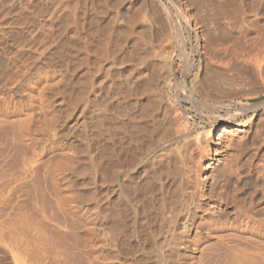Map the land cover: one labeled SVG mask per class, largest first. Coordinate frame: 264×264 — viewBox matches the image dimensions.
Instances as JSON below:
<instances>
[{
	"label": "bare ground",
	"instance_id": "bare-ground-1",
	"mask_svg": "<svg viewBox=\"0 0 264 264\" xmlns=\"http://www.w3.org/2000/svg\"><path fill=\"white\" fill-rule=\"evenodd\" d=\"M99 3H100V1H99ZM103 4L104 5H102L100 3V8H102L103 6L106 5V3H103ZM71 6L74 7V10H75V7H76L75 4H72ZM106 8H108V6H106ZM106 8H104L105 10L103 9V11H105L104 14L106 13V11L109 12V9L106 10ZM68 10L70 12V8H68ZM74 10L72 8V11H74ZM76 10H78V9H76ZM74 12H77V11H74ZM96 14H97L96 16H98V13H96ZM121 14H123V11ZM66 15H67V13L65 14V16ZM72 15H74V17H75V14H73V13L71 15H67L69 18L71 17L70 22L68 21L69 25L73 24L77 20V16H79V14L78 15L76 14L77 16L75 19L74 17H72ZM148 15H149V13H148ZM96 16H95V18H96L95 20L97 21V19H99V18H97ZM120 16H122V15H120ZM107 17H108V15H107ZM149 17L147 16V18H149ZM151 17H153V16H151ZM113 18H114V16H113ZM144 18H146V16L143 17V19ZM128 20L129 19H127V22H130L131 20H133L132 21L133 24L131 23L132 25H130V23H129L130 26L128 25L127 27H125L124 31H123V29H121L123 31V33H121L122 31L120 32L121 34L119 33L120 34L119 38H118V40L120 42L119 45L126 46V45H128L127 43L130 42L132 44V47H133V49H131V51L134 50L133 52H135L132 54H135L136 56L138 55V58H139V60H137L138 58L136 59V61L139 62L137 65V62L134 61L135 58L133 60L131 56L128 57V58H130L129 60L134 61V64L136 62L135 65H137V66H134L133 62L131 61L133 66H134L133 69L138 68L141 65V68H139L138 73H134L136 76L135 75L132 76L133 73L130 71L132 73L131 75L129 73L130 77L133 78L134 76L135 77L138 76L137 78L143 77V79H144L143 75L146 73L145 70H147V71L150 70L151 73L148 71L149 73H146V74L147 75L150 74V76L152 74L154 76L157 75L158 78H160V79L157 80L155 77L154 78L158 82L160 81L159 85L157 84L159 87H161V88L163 87V89H165V87L161 86V85L172 87L170 76L169 75L165 76L166 74L162 75V72H164V69L166 70L168 63H170L172 60L174 61L173 54L171 52L173 49L172 47L176 44H173V42L170 43L168 41L170 44L166 43V45H164L158 52H156V50H155L154 51L155 55H154L153 54L154 52L152 53V50H149L150 48L147 47V45H146L147 40L145 39V37H143V38H144V41L146 40L145 45L148 49H146V47L145 48L142 47L145 45L144 44L142 45V43H141L142 38L141 37H142V34L145 33V31L147 30V27L144 24H140V22L136 21L134 18H132L130 21H128ZM89 21L90 20H87L86 22H89ZM98 21L100 22V20H98ZM116 21L117 20H115L114 22H116ZM68 22H67V24H68ZM117 22H116V24H117ZM138 22L140 24L139 27H137V25H136V24H138ZM76 23H79V21L75 22V26H76ZM80 23L77 26V28L82 24V23L81 24ZM96 23L97 22H95V24ZM84 24H86V23H84ZM91 24L89 23L88 26L92 27L93 25H91ZM97 25L100 26V24H97ZM102 25H101V27H99V26L98 27L100 29L101 28L106 29V26L103 27ZM168 25H170V24H168ZM75 26L71 25V27H74L76 30L77 28ZM124 26H126V25H124ZM86 27H87V25H86ZM91 27H90V30H91ZM168 27H170V26H168ZM68 28L70 29V27H68ZM99 28H98V30H99ZM78 29H80V28H78ZM78 29H77V31H78ZM137 29H138V31H137ZM166 29H168V28H166ZM104 30H102L101 32L103 33ZM171 30H172V28H171ZM77 31H74L75 33H71V34H73V35L75 34V36H76V33H79L80 30H79V32H77ZM107 31H108V29H106V32ZM98 32L100 33V31H98ZM86 33H87V30H86ZM90 33L95 34L96 32L95 31L92 32V30H91ZM107 33H103V37L106 38V40L109 38V37H106V35L109 34V33L108 34ZM136 33H138V36H141V37L139 38L138 36H135ZM80 35H81V33L79 34V36L77 34L78 37L77 36L76 37L79 38L82 36V35L81 36ZM97 36L100 37V35H96V37ZM111 36H112V34H111ZM143 36H144V34H143ZM70 37H73V36H70ZM74 37H73V39H74ZM83 37H82L83 42L86 40L85 43H82L80 38H79L80 41H78L75 38L72 41V43L69 41V43H71V46L68 44L70 49L67 46L68 52L71 51L72 55H77V56L80 55L79 56L80 58L75 56V57H77V59H76V58H74V56L72 57V55L69 54L70 52L68 53L69 55H71L70 56L71 60L73 58L75 60H77V61L73 60L76 62V64L74 66V63H73V67L71 68V70L74 71V74L76 72L79 73L80 71L83 70L82 72H80L81 76L79 75L80 73L77 74L78 76L81 77V78L79 77L81 80L80 85L76 84L77 83L76 81L78 80L77 75H76L77 80L74 79V82H75L74 86L77 85V88L79 89V90L77 89V91H76V88H75V91L77 92V96L74 97L75 94L74 95L72 94L74 97L72 99L71 93L72 92L75 93V91L70 92V90H67V92H70V93H67L66 95H68V94L71 95V99H69L70 97L68 96L69 101L70 100L74 101V102L70 101L71 107H72V105H76V103H77V105H79L77 102L78 99L81 100V104L83 101L82 106H84V103L87 101V100L86 101H84V100L89 98V96L85 97V95H87L86 94V89H87L86 87H88V89H90V86H87V85L91 84L92 80L90 81V83L88 82V80L93 78V75L96 72H98L97 70H95L96 72L93 70L96 68L98 69V67L94 68L95 66H93V67L91 66V65H94V62L92 64L91 63L92 61H91L90 62L91 64H87V63H89L88 60L92 59V54H95L94 53L95 51L93 49L96 48L95 50H97L99 48L100 51L103 52V47H104V49H106V51H104V53L108 52L107 54L110 55L109 54L110 48H108L109 49V51H108L107 48L105 47L106 45H108L109 42L107 44H106V41L102 42L103 38H101V39L99 38L100 40L97 41V38L95 37L96 38L95 43L97 41V42H99V44L93 43L96 45V46L94 45L95 46L94 47L91 44L93 42L92 39H90L92 41L90 43L89 42L90 40L87 41L88 37L87 38L84 37L85 39ZM167 37H168V35H167ZM172 38H170V39L167 38V39L172 41L173 40ZM70 39H68V40H70ZM113 39H115V38H113ZM77 41L80 43H78ZM103 41H104V39H103ZM113 41H115L114 42L115 44H113V43L112 44L110 43V44L113 46L117 45L116 40H113ZM86 42L92 46L89 45V47H88V44H86ZM110 42H112V41H110ZM176 43H177V41H176ZM104 44H106V45L104 46ZM113 46H111V47L113 48ZM179 46H180L179 47L180 48L179 57H182V51H184L185 49L183 48L182 44H180V43H179ZM91 47H93V49ZM116 47H118V46H116ZM152 47H154V46H152ZM86 48L88 50L91 49L94 52H92L91 50H90V52H88V50ZM86 50L88 53H90V54H88L89 57L91 56L89 59H87L88 57L86 56V54H87L85 52ZM97 51H99V50H97ZM148 51H151V52H148ZM84 52H85V54H84L85 56L83 55ZM100 53L101 52H99V56L102 54V53L101 54ZM117 53L118 52H116V54ZM96 54H97L96 56L98 58V53H96ZM81 55L83 57H81ZM93 56L95 57V55H93ZM103 56H105V57H103ZM103 56L102 55L100 56V57H103L102 60L104 58L105 59L107 58V55L103 54ZM125 56H126V54H125ZM70 57H69V61H71ZM100 57L98 59L99 61H100ZM109 58H111V57H109ZM112 58L114 60L118 61L117 60L118 57L115 59L114 56H112ZM124 58L125 57H123V61H124ZM86 59L88 62L86 61ZM93 59H94V61L97 60L96 58H93ZM113 59L112 60L110 59V61L113 62ZM119 59L121 60V58H119ZM107 60H108V58H107ZM107 60H103L102 62H104V61L106 62ZM99 61H98V64L97 63L95 64L96 66L102 65V64L99 65V63H102ZM110 61L108 60V62H110ZM126 61L127 60H125V62ZM112 62H111V65H112V67H114ZM67 63H68V60H67ZM67 63H65V64H67ZM118 63H119V65H118ZM118 63H116V64L114 63V65H118V66L122 65L121 62H118ZM187 63L189 65V67L193 66V64L191 65V63H192L191 58L187 59ZM129 64H131V63H129ZM171 64H172V62H171ZM85 65L86 66L90 65L92 67V69H91L92 71L89 70L90 69L89 66L87 68H85L86 71L88 69V71H87L88 73L86 71H84ZM104 65L102 67L106 68L107 66L104 67ZM107 65H108V63H107ZM111 65H109L108 68H110ZM127 65H128V63H127ZM69 66L71 67L72 65L70 64ZM130 66H132V65H130ZM105 70L106 69H104V70L101 69L102 74L107 73V72H105ZM122 70L123 69L120 66L119 72L123 73L124 71H122ZM127 70L129 71L128 68H127ZM167 70H171V69L167 68ZM260 70H262V69H260ZM260 70H259V72H260ZM39 71H41V70H39ZM67 71H69V70H67ZM89 71H91V72H89ZM109 71H110V69H108V72ZM133 71H135V70H133ZM92 72H95V73L92 75ZM186 72H188V71H186ZM67 73H69V72H67ZM100 73L101 72L99 71L98 74H100ZM165 73H167V72H165ZM38 74H39V76L36 79L33 78V80L30 76H28L31 80H29L28 83L27 82L25 83V84H27L26 88H24L25 94H22L20 92L22 95H24V96L26 95V98L28 99L27 101H29V104H27V101H26L28 108H27V110L26 109L25 110L27 112H25L24 109H22L24 112L21 110V108H20L21 104L9 103L8 97L7 98L1 97V99H0V181L2 182V183L1 182L0 183H1V186L3 185L0 188H2L4 190L6 189L5 192H7V190H8L9 193H12L14 188L16 189L20 185H21L20 187H22L25 183L29 182L31 179L36 177L37 168L39 167V165L41 163L46 166L45 167L46 169L47 168L50 169L52 166L53 167L52 170H50L48 172H50V174H53V179H55L54 178V176H55L59 180H62L64 182V180H65L64 178L67 175L65 176L64 175L65 173L63 174L61 169H63V166L66 164L67 161H70V160L75 158V155L73 156L74 158L70 156V158H72V159L68 160L66 155L71 153V152L73 153V151L68 152L70 150L67 149V154H66V149L64 148L65 146L62 148V146H60V144L57 147H59V148L61 147L63 151H60L61 157H60L59 152H58L59 157L57 156V150L55 149V146L58 145V137L60 135H62V133H64L65 127L60 128L58 126L57 128H54L53 127L54 125L52 126V124H55V123H53L54 119L52 120V118L55 117V115L53 113L54 110L51 111V109L47 107V105H46L47 102L44 99L45 88L47 86H50L53 83H55L56 78L53 75L52 76L49 75V73H47L46 70L45 71L43 70L42 72H39ZM74 74H73V76H74ZM90 74L92 77L90 76ZM127 74H126V77L128 76V78H129V75H127ZM71 75L69 74L70 78H72ZM110 75H111V73H110ZM147 75H145V78H148L149 75L148 76ZM94 76L96 79V76H98L97 73ZM104 76L105 75H102L103 78H105L108 75L106 74V76L105 77ZM117 76H119V75H117ZM88 77H90V78H88ZM111 77L112 76H110V78ZM120 77L121 76H119V78H118V82L120 81L119 80ZM74 78H76V77H74ZM103 78H101L102 82H100L101 80L99 79L100 80L99 82L102 83L101 86H100V83L98 81H96V82H98L96 84H95V81L94 82L92 81L91 86H92L93 90H94L93 84L102 87L103 82L106 80L107 84H105V85H108V82L106 79L108 77H106L104 79V81H103ZM121 78H123V77H121ZM128 78H126V79L130 80ZM134 78H133V80L135 81L136 79H134ZM151 78L153 81H155V83H158V82H156L155 79H153L152 76H151ZM181 78H182L181 79L182 83H181V81H180V83L183 85V89L185 88L184 90L186 91V93L188 92L192 96L193 92H191L192 89L190 90V87L188 88V84L186 82V76H183ZM126 79H124V80L126 81ZM197 79L198 78H196V82L193 85L194 90L199 91L201 89L204 92L203 94H205L204 96L209 98L210 92L208 90H206V88L203 89L201 83H199L197 81ZM108 80H110L111 83L113 82V81H111L112 79H108ZM144 80L145 81L141 82V84H143V86L142 85L139 86L140 88L142 86V89L139 88L142 92L138 93L139 90H137L136 93H138V94L134 93L136 96L139 94L146 95V97L150 96L151 92L153 91L154 85H156V84H154L152 87V84L154 83L153 81H152L153 83L151 82L152 83L151 84L150 83L151 80L150 81L148 80L149 83H147L148 81L146 82L147 79H144ZM126 82H128V81H126ZM137 82L140 83L139 80H137ZM78 83H79V80H78ZM139 83H138V85H139ZM69 84L68 85L66 84V85L69 86ZM71 84L73 85V82ZM119 84H121V82ZM134 84H135V86L133 87ZM72 85H71V87H72ZM129 85H132V84H129ZM133 85H132L133 88L131 87V89L134 90V88L135 89L138 88V85H136V81H135V83H133ZM54 86H55V84H54ZM78 86H80V88ZM136 86H137V88H136ZM22 87H24V86H22ZM100 87H99V90L103 88V87L102 88H100ZM124 87L126 88L127 91L124 90V88H122V85H118L117 91H115L116 92L115 93V95H116V97H115L116 98V101H115L116 106L114 108H115V110L116 109L117 110L113 113L114 114L116 112L117 113H116L115 119L112 115L110 116V118L113 117V119L116 121V123H114L113 127L115 126L116 131H114V132H116L117 134H115V133H113V134H115V136L117 135V137H116L117 139L113 142L118 141L117 143H115L117 145V147L111 149L109 146L108 147L109 150H112V151L114 150V152L109 153V150H108V154L105 153L104 155H102L103 156L102 159L100 157H98L99 159L98 158L96 159V157H95L96 160L101 159L100 163H98L99 161H96L97 164H100V165H98L99 167H97V164L95 165L96 162L93 161V158H91L90 155H89V157L92 159L93 162L90 161L91 159L89 157L86 156L87 158H85V159H90L89 161L86 160L87 165L85 164L86 167L84 170H86V168L89 164L90 168L89 167L87 168V171L89 169V171H88V177H89L88 179L89 180L86 179L87 177H85V180L89 181L88 183L91 184V187L95 183H98V182H96V178L92 176L93 174L91 175L92 171L94 170V169H91V166H92L91 164L94 163L93 166L97 167V168H95L96 173L98 175L100 174L102 176L101 185H100V182H99V184H97V185H100V188H98L96 186V184L94 185L99 189L98 193L97 194L93 193L94 191L93 192L90 191L92 189H90L89 187H87V188L85 187V189H84V186H89V185L83 183L84 184V185L82 184L83 188L82 189L80 188L82 190V192L80 194H75L74 193L75 190L73 189L74 191H72V187H71L73 185V183L75 182V180H74V182L72 180V184H71V182H69L71 180L70 179L71 177L68 175L70 178L68 176L66 178L70 179L68 182L71 185H67L64 188L62 187V189H60V186H58L59 188L56 187V190L54 189L55 191H58L57 193L60 194V196L58 195L59 198H57L56 201L54 202V203H56L55 206L57 207L58 212H59L58 216L55 215L57 217V219H55L56 218L55 216H52V219H51L52 222L49 221V219H47V216H46L47 214H49V213H47L48 210H47V212L41 213L43 215L42 217H44V215L46 217V218L44 217L43 219H47V220H45V222L49 221L52 224L53 221L55 220L54 225L56 228L53 227L54 226L53 224H52L53 225L52 228H55L56 230L55 231L52 230V231L48 232V230H50V227L48 225H44L45 227L43 226V230H40L41 226L37 222L38 225L37 224L35 225V226H37L35 229H37L39 226V230H37V232L35 230H33L38 234V235L36 234L37 237L35 236L36 239L33 237H29L30 239L32 238L31 241L33 239H35L32 241L33 246H34L33 247L34 252H32V254H34V258H32L33 256L30 255L31 254L30 250L32 248H30V250H28L29 248L26 249L29 254L25 253L23 256L22 255L20 256V254H19L20 252L17 251L15 248V246H18L17 244L21 243L22 240L23 241L27 240L26 238L30 235L29 233H28L29 235H27L26 238L25 237L23 238V236H21V233H20V236H19L20 239L18 238L20 241L18 240L19 243L17 241V243H15L16 244L15 245L14 243H12V242H14V240H13L14 238L12 239L13 241L10 242L14 233H12V232L8 233L9 230H7V233L9 235L12 234V237H11V236L7 235L6 229H5V232L3 230V232L6 233V235L8 237H5V234L0 232V235H1V233L4 234V236H3L4 239L0 238V264H28V263H30L29 262L30 259H34V261H35V263L32 262V264L33 263L34 264H142V262L139 263V261H137L138 259L136 258L137 256L135 254H137L139 256L140 255L144 256V258H147L144 261H147L149 259L152 261L153 264H264V173L261 174L262 172L261 173L260 172L259 173H256V172L251 173L250 172L249 175L247 173V176L246 175L244 176V172H243V165L244 164H242V166H237V165L235 166V165H233V163H232V165L230 163L229 166H227L228 165L227 164L226 165L227 167H225L219 171L218 170L216 171V175H214V177H216L215 178L216 181L212 184V186L210 185L211 186V188H210L211 192L216 196L210 195V194H212L211 192L209 194L210 196H207L208 192L205 190V188H207L208 186L206 187V184H205L206 182L204 183V181L201 178V174H200L201 171H199L201 168L200 169L198 168V167H200V164L202 166V163L199 164L198 162L200 161L199 159L202 160V153L203 152H204L203 153L204 155H205V152L209 153L210 149L208 147L209 144L207 145V143H208V140H210L209 138H210V135H212L211 134L212 129H214V128H212L211 130L206 129L207 131L204 130L205 134L203 133V135H200V136H202L201 138H200V136H198L199 138L197 137L196 139L192 138L193 135L190 136L191 138H189L188 136H189L190 130L192 131V128L188 127L187 126L188 124L187 125L185 124L189 128V131L188 132L182 131V127H179L180 126L179 121L181 118L179 119V118L175 117L176 114L175 113H174L175 115L172 114L174 110L170 111V109H169V112L165 111L166 112V113H164V114H166L165 118L162 117L165 119L164 126L162 123L163 119L161 120V124H159L160 120L158 123V125H162L164 127V128L162 126L160 127V129H162V128L164 129V132H163V129L161 132L159 131L162 135L161 138L159 137L160 141L157 143L155 142L156 143L155 144L154 141L152 140V138L154 139V136H151L152 141L147 139V140H149L148 143L152 144V143H150V141H151L155 145H153V144L149 145V146L146 145V147H149L146 150H144V148H143L144 145H143L141 147V148H143V150L141 149L143 152L141 150H137V152L141 151V152H138V154H137V152H136L137 147H135V144L138 146V144L140 142V140H139L140 137L138 138V137L133 136V128L138 125V123L135 122V119H139V120L141 119L143 121V119L145 118L144 119L145 123L146 124L149 123V121L148 122L146 121V117L144 114L148 115L154 108H155L154 111H158L160 109V105H162V104L164 106L162 105L161 107H166V104H168V102L170 100L168 102L166 101L167 102L166 103L164 101V100H166L165 97L162 98V96L164 94L161 96V98L158 97L159 100H157V101L156 100L154 101L150 98L147 99V102L143 100L144 102L148 103L145 105H144V102L140 100L141 102H143L144 109L146 111H148V114L145 111L146 113L145 112L142 113L144 115V118H143V115H142V118H140L141 116L138 115L139 116L138 117L134 112L133 116H134V114L137 116L136 118H134V117H132V114H130V112L132 110H136L137 109L136 105L137 104L140 105L141 102H139V101L137 102V100H136V102L135 101L131 102L130 100H127V98L130 96V94H131V96L128 99L132 100L133 98H131V97H133L134 94L131 93V91L129 89L130 86L128 88L129 90L127 89L126 83H125ZM67 88H69V87H67ZM109 88L107 86V90H109ZM161 88H159V89L161 90ZM176 88H178V87H176ZM22 89H21V91H22ZM159 89L156 88L155 90L159 91ZM163 89L161 90V92L166 91ZM99 90H95L94 92H92V94L93 93L95 94V92L98 93ZM104 90H106V88ZM110 90H112V89H110ZM171 90H172V88H171ZM62 91H58L57 93L59 94V92L61 93ZM64 92H62V93H64ZM88 92H89V90L87 91V93ZM106 92L107 91H105V93ZM49 93H51V92H49ZM53 93H55V92L53 91ZM113 93H114V91H113ZM113 93H112V95H113ZM166 93L167 92H165V94ZM174 93L175 92H173L172 97L177 96ZM107 94L110 95L109 92H107ZM55 95H57V94H55ZM60 95H62V94H60ZM95 95L98 98L101 97V96L100 97L98 96L99 94L98 95L95 94ZM101 95L105 96V94H101ZM109 95H107V97ZM173 95H175V96H173ZM190 95H189V97H190ZM96 96L94 99H97ZM104 96L102 98H104ZM136 96H135V98H136ZM140 96L141 95H139L137 97L139 98ZM4 97H6V96L4 95ZM146 97H145V99H146ZM45 98H47V97H45ZM21 99H23V98H21ZM90 99H92V97ZM44 100H45V102H44ZM175 100L177 101V98H175ZM192 100H193V98H192ZM89 101L91 102V100H89ZM93 101L95 102L96 100H92V102ZM98 101L99 102H97V101L96 102L100 103L101 105H103L105 103L104 102L102 104L101 100H98ZM14 102H15V100H14ZM94 102H93V104H94ZM23 103H24V101H23ZM44 103L46 106H44ZM91 103H88V104L90 105ZM133 103H135V104H133ZM169 103H172V102H169ZM234 103H236V102H234ZM14 104H16V105H14ZM93 104H91V106ZM218 104L219 103L213 102V103H204L203 105L206 106L207 109L211 110V112H213V115H214L216 113V108L219 107V105H222V104H219V105ZM241 104H242V102H241ZM12 105H14V106H12ZM85 105H87V104L85 103ZM95 105H96L95 109H97L98 108L97 104H95ZM139 105H138V108H139ZM146 105H148V106H146ZM243 105H242L243 107L241 108V110L240 111L238 110L240 113L237 116H235V115L230 113L231 111L229 109V106H227V105L225 106V104H224L225 108H227V113H225V114L219 113L218 115H216V117L218 119L215 120V123L223 122V123H225V126L228 125L229 127L248 125V122L246 120H244L243 117H244L245 113L247 112V110H250V108H251L250 106H252V105L251 104H249L250 106L245 105V104H243ZM263 105H264V102L258 103L256 106H254V105L253 106L258 109L259 106H263ZM67 106H68V104L65 106L66 110H67V108L69 111L72 110L71 113H69V111L67 110V112H68L67 115L74 114V112L76 110L75 107L71 108L70 106H68V107ZM112 106H113V104H112ZM143 106L141 108H143ZM145 106H146V108H145ZM169 106L171 107L170 104H169ZM169 106H168V108H170ZM23 107H25V105ZM85 107L86 106H84L83 108L85 109ZM90 107H89V109H90ZM93 108H94V105H93ZM105 108L106 107H104V109ZM141 108H139V109H141ZM147 108H149V109H147ZM222 108H224V107H222ZM161 109H163V111H164V108H161ZM165 109H167V108H165ZM91 110L93 111L94 109H90L89 113H91ZM111 110H114V109L112 108ZM149 110H151V111L149 112ZM34 111H39V112L43 113V116H45V117H42V116L40 117V115H42L41 113H38L39 114L38 116L36 113L33 114ZM85 111H83V112H85ZM154 111H152V112H154ZM81 113H82V110L78 114L81 115ZM97 113H99V112H97ZM101 113L103 114L104 112H101ZM111 113H112V111H111ZM137 113L139 114L140 112L138 111ZM155 113H157V112H155ZM84 114H86V112L83 113V115ZM102 114L100 115V113H99L98 115H100L101 117L102 116L104 117L105 113H104V115H102ZM158 114H159V112H158ZM158 114H157V116H158ZM164 114L162 113L161 116H163ZM34 115L37 116L39 121H40V118H43L41 120L42 122H39L36 119L40 124V126H39L37 123L38 127L41 129L40 132H35L37 127H34V129L36 128L35 130H33L34 133L32 132L33 128H30V122H32L34 120V118H33V117H35ZM79 115L77 116V118L79 117ZM89 115H87V116H89ZM94 115H95V113H94ZM98 115L97 116L95 115V118H99L100 116H98ZM172 115H174V117ZM85 116L86 115H84V117ZM149 116L152 118L151 114ZM149 116L147 119H149ZM69 117L70 116H68L67 119H69ZM74 117H75V115H74ZM81 117H83V116H81ZM89 117L91 118V115ZM125 117L127 119H125ZM83 118H82V120L86 121ZM102 118H101L102 121L100 120L101 123L104 120L106 121V119H108V118H106L103 120ZM159 118H160V115H159ZM50 119L52 122H49ZM73 119H75V118H73ZM86 119L89 121L88 117ZM95 120H97V119H95ZM141 120H140V122H141ZM70 122H71V120H70ZM72 122H73V120H72ZM156 122H154L155 123V125L153 124L154 126H156ZM75 123H77V122L75 121ZM97 123H98V120H97ZM73 124H74V122H73ZM81 124H80V126H81ZM98 124H97V126H98ZM181 124H182V122H181ZM37 125H35V126H37ZM105 125L107 127L108 123H106ZM150 125H151V122L149 123L147 128H146L145 124L141 125V126H144L145 129L147 130ZM153 125L150 126L151 129L153 128L152 132L156 130V129H154L155 127ZM110 126H112V125H110ZM139 126H137L136 128H138ZM176 127H178V128H176ZM39 128H38V130H39ZM110 128H112V127H110ZM151 129L149 128V130H151ZM224 129H226V128L224 127ZM113 130H114V128H113ZM139 130H140V127H139ZM149 130H147V131H149ZM158 130H159V128H157V131ZM71 131H72V129H71ZM141 131L144 132L145 131L144 128H143V130L142 129L140 130V133H141ZM69 132H70V130H69ZM74 132H75V130H74ZM162 132H163V134H162ZM86 133H84V134H86ZM109 134L111 135V133H109ZM109 134H108V136L110 137ZM149 134L153 135L151 133V131H149ZM197 134H199V133L197 132ZM197 134H196V136H197ZM103 135H105V133ZM143 135H140V136H143ZM97 136H98V134H97ZM158 136H160V135H158ZM158 136H157V139H155V140H158ZM106 138H107V136H106ZM134 138H136V141L137 140L139 141V142L137 141L138 144L134 142L135 141ZM147 138H148V136H147ZM211 138H212V136H211ZM25 139H27V142H29L28 144L31 143L33 146H35L34 147L35 149L38 147L40 149V151L37 150L38 153L35 151L37 154L34 153V155H32L33 153H31V152L34 150L31 149L32 150L31 151L30 150L31 147H29L28 150L31 151V152L30 151L29 152L31 153L30 155H32V156H30L28 158H26L27 157L26 156L25 159L23 160V162L21 163L20 162L21 161L20 160V145L23 143L22 141ZM108 140H109V138H108ZM112 140H113V138H112ZM98 143H100V142H98ZM23 144H22V146H23ZM141 144H142V142H141ZM144 144H146V141ZM189 144H192L196 147V149H193V150H196L197 152L196 151H192V152L196 153L198 156L196 154L194 155V153H192V152L190 154L188 153L191 151V148L194 147V146H192L190 148V146H189L190 149L187 148V146ZM103 145H105V144H103ZM114 146L115 145H113V147ZM139 146H141V145L139 144ZM74 148H72V149H74ZM102 148H103V146H102ZM105 148H107L106 145L103 148V150H106ZM187 149H189L190 151ZM25 151H26V149H25ZM84 152H85V150H84ZM101 152H102V150H101ZM187 153L189 155H187ZM74 154H76V153H74ZM83 154H85V153H83ZM92 154H93V152H92ZM210 154H211V152H210ZM26 155H28V153ZM187 156H189V157H187ZM195 156H197V159ZM22 158H23V156H22ZM188 158H190V161L195 158V160H193L192 163L194 161H196L194 163H198V167L194 164H191L188 161ZM206 159H207V157H206ZM197 160H198V162H197ZM88 162H91V164ZM205 162H206V160H205ZM208 162H210V161H207V163ZM20 163H21V165H20ZM70 163H71L72 168L74 167L73 169H71L72 170L71 172L74 171V173H75V171H76L75 167L78 165V163H77V165L75 164L76 162L74 163V161L73 162L70 161ZM70 163L69 164L67 163L66 165H68V167H69ZM72 163H74L75 166H73L74 164L72 165ZM142 163H144L146 166L144 167L142 165ZM207 163H205V165H207ZM42 164H41V166H42ZM259 164H260V162H259ZM109 165H110V167H109ZM141 165H142V167H144L143 169H145V170L138 171L139 166H141ZM71 166L69 168H71ZM211 166H213V165H211ZM42 168L45 169L44 167H42ZM40 171H41V169H40ZM83 171H81V172H83ZM38 173H40V172H38ZM93 173H94V171H93ZM96 173H94L95 176H96ZM44 174L45 173L43 172V175H41V176L45 177ZM43 177H41V178H43ZM97 177L99 178V176H97ZM50 180H51V178H50ZM56 180L57 179H55L54 182H56ZM48 181H49V179H48ZM65 182H67V181H65ZM38 183L39 182H37V184ZM56 183L59 184L58 182H56ZM73 188H75V187H73ZM28 189L30 190L32 188L28 187ZM77 189H79V187ZM94 189H96V188H94ZM44 190H47V189H44ZM96 191H97V189L95 190V192ZM5 192H2V193L4 194ZM49 193H51V192H49ZM29 194H31V193H29ZM112 194L114 195L113 204H115V207L113 206V204L111 206H112V209L115 208L116 212H114V209H113V212L115 214L113 212H111L112 209H110L111 208L110 207V204H111L110 199H112V198H110V196ZM14 195H17V194L15 193ZM35 195H37V194H34V196ZM48 195L50 196L51 194H48ZM77 195H81V196L77 197ZM217 196L219 198L218 199L219 201L218 202L216 201L218 204H216V205L212 204L211 205V203L209 201L210 200L212 201L213 197H216L214 199H217ZM50 197H52V196H50ZM55 197H54V199H55ZM46 198H47V196H46ZM47 200H51V198H49ZM6 201H7V199H6ZM214 203H215V201H214ZM42 205L44 206L45 204L43 203ZM49 206L51 207V205H49ZM55 206H54V208H55ZM14 209H15V207H14ZM109 211L111 213H113L114 216L112 214H110ZM51 212H53V211L51 210ZM51 212H50V214L52 215ZM53 215H54V213H53ZM38 217H40V216L38 215ZM53 217H55L54 220H53ZM35 221H37V220H35ZM49 222H46V223L49 224ZM46 223H43V224H46ZM46 226H48L49 229H47ZM23 229L25 231V227ZM44 229H47V231ZM15 235L16 236H14V237H17V234H15ZM9 237H10L9 243L11 245L13 244L15 246H13V245L11 246V245H9V243L7 245L6 242H8V241L6 240V238L9 239ZM5 240H6V242H5ZM15 240H16V238H15ZM24 242H22V243H24ZM27 242L28 241H26V243ZM32 242H31V244H32ZM26 243H24V244H26ZM28 243L30 244V242H28ZM24 244H22V245H24ZM31 244L29 246H31ZM27 246H28V244H27ZM132 249H136V253L134 251L132 252ZM4 253L10 254V256L12 258V260L10 261L11 263L4 260L5 258L6 259L8 258L6 256L4 258L2 257V254L4 255ZM30 261H32V260H30ZM143 263H145V262H143ZM152 263H150V264H152Z\"/></svg>",
	"mask_w": 264,
	"mask_h": 264
},
{
	"label": "rangeland",
	"instance_id": "rangeland-1",
	"mask_svg": "<svg viewBox=\"0 0 264 264\" xmlns=\"http://www.w3.org/2000/svg\"><path fill=\"white\" fill-rule=\"evenodd\" d=\"M99 1L102 5H104L103 3H106V5L103 7L106 8V6H108V8H106V10L109 9V12L106 11V13L104 14V12H105V11H103L104 8L102 6L101 7L103 9L100 8ZM102 1L101 0H0V99H1V97H3V98L8 97L9 103L21 104L20 105L21 110L24 109V111L27 112L26 111L28 108L27 104H29V101H27L28 99L26 98V95L24 96L22 94H25L24 88H26V85H27L25 83L26 82L28 83V81L31 80L28 76H30L32 78V80H33V78L36 79L39 76L38 73L42 72L43 70L44 71L46 70L47 73H49V75H51V76L53 75L56 78V82L53 83L52 85H50L51 87L47 86L45 88L44 99L47 102V104H46L47 107L50 108L51 111L54 110L53 113H54L56 118L55 117L52 118V120L54 119L53 123H55V124L51 123L52 126L54 125L53 126L54 128H57L58 126L60 128L65 127L64 133H62V135H60L58 137V145L55 146V149L57 150V156H58V152H59L60 157H61L60 151H63L62 148L65 146L64 148L66 149V154H67V149L70 150L68 152L73 151V153L71 152L73 155L71 153L66 155L68 160L72 159V158H70V156L73 157L75 155V158L73 157L74 159H72L70 161L71 162L74 161V163L76 162L75 163L76 165L78 163V165L76 166L77 168L75 167V169H76L75 173H74V171L71 172L72 171L71 169H73L74 167L72 168L70 161H67L66 164L70 163L69 167L71 166V168H69L68 165H66L65 163H64L65 165L63 164L64 166H63V169H61V171L63 172V174L65 173L64 174L65 176L69 175L71 178L69 176L68 177L71 180L69 178L67 179L66 178L67 176H66L65 178L63 177L65 179L63 182L62 180H59L57 177L54 176V178L57 179L56 182H58L59 184L54 182L55 179H53V174H50V172H48V171L52 170L53 167L51 166V168L50 169L47 168L48 169L47 170L45 168L46 166L41 163L42 166L40 164L39 167L37 168V171H36L37 175H36V177H34L35 179L34 178L31 179L29 182L25 183L26 185L22 184L23 185L22 187H20L21 186L20 185L19 187H17L18 189L14 188L15 190L13 189L12 193H9L8 190H7V192H5L6 189L4 190V189L0 188L1 189L0 190V230H1L0 232L4 233L5 229H6V233H7V230H9L8 233H10V232L14 233L13 237H12V234L9 235L7 233V235L12 237L11 240H10V237H9V239L6 238V240L8 241V242H6V240H5L7 245L9 243V240H10V242L14 240V242H12L14 244L17 243V241L20 239L19 238L20 233H21V236H23V238L24 237L26 238L27 235L30 234L26 238L27 239L26 241L30 242V244H31V242L36 239L35 236L37 234L36 233L37 230H39V226L37 229H35L37 227L35 225L36 224L38 225V223L42 227V228L40 227V230H43L44 225H48L50 227V230H48V232L52 231V230H54V231L56 230L55 229L56 227L54 225L55 224L54 218L56 216H58L59 212H58L57 207L55 206L56 203H54V202L60 196V194L57 193L58 191H55L56 187L60 186V189H62V187L64 188L67 185H71L72 180H73V182L75 180V182L71 186L72 191L75 190L77 192L79 190L77 193L74 191L75 194H80L82 192L81 189L83 188V186H82L83 183L89 185V186H84V189H85V187L86 188L89 187L90 189H92L90 191H92V192L94 191L93 193H96V194L98 193V191H99L98 188H100V185L102 182V176L100 174L98 175L96 173L95 168L99 167L98 165H100V164H97L96 161H99L98 163H100V161L103 157L102 155H104L105 153L108 154V150H109L108 147L110 146L111 149L116 148L117 145L115 143L118 142V141L113 142L117 139L116 138L117 135L115 136V134H117V133L114 132V131H116L115 126L113 127L114 123H116V121L114 119L116 117L117 112L115 114L113 112H115L117 110V109L115 110L114 107L116 106V102H115L116 101V98H115L116 92L115 91H117L118 85H122V88H124V90H126V88L124 87L125 83H126V87L129 84L133 85V83H135V81H136V85H138L139 82H137V80H139L140 83L138 85V88L136 86L137 89L134 88L135 91L133 89H131L132 85H129L130 88H129V86L127 87V89L128 88L130 89L132 94H134V93L138 94V93L142 92L140 90V89H142V86H143V84H141V82L145 81L144 79H147L146 82L148 80L149 81L151 80L150 83L153 81L151 76L153 77V79H155V78L157 80L160 79V78H158L157 75L154 76L152 74L150 76V74H148L149 75L148 76L146 73H149L150 70H148L149 71L148 72L145 69L144 70L146 71V73L143 75L144 79H143V77L142 78L141 77L137 78L138 76L135 77L136 75L134 73H138L139 68H141V65L139 64L140 66L138 68L133 69V67L137 66L139 63L138 61H136V59L138 58V55L136 56L135 54H132L135 52H133L134 50L131 51V49H133V47H132V44L130 42L127 43L128 45L125 44L126 46L119 45L120 44V42L118 40L119 35L121 33H123L125 27H127L129 25V23H130V25L133 24L132 23L133 20H131L132 18H134L136 21H139L140 24H144L147 27L148 31L146 30L145 33H143L144 36H143V34H142V37L138 36V33H136L135 36H138L139 38L141 37L143 39V40L141 39L142 45L143 44L145 45V41L147 40L146 45L148 48H150L149 50H152V53L155 50H156V52H158L164 45H166V43L170 44L171 42H173V44H176L172 47L173 49L171 52L173 54L174 61L172 60L171 61L172 64L170 62V63H168V66H167V68L171 69V70H167V68H166V70L164 69V72H162V75L166 74L165 76H167V75L170 76L172 87L161 85V86L165 87V89H163V87L161 88L158 86L160 81L158 82L155 79L156 82H158V83H155V81H153L154 83L152 82L153 84L152 83L151 84H152V87L154 84H156L153 87V91L156 94L153 91H152L153 93L151 92V95L147 96V97H146V95L139 94L141 96L142 95L144 96V97L140 96L141 97V98L139 97L140 99L137 97L139 95L136 96L134 94L137 99L133 95V97H131V98H133L132 99L133 101L131 99H128V98H130L131 94L127 98V100H130L131 102H134V101L136 102V100H137V102L138 101L141 102L143 100L147 102L148 98H150L154 101L155 100L157 101V100H159L158 97L161 98V96L164 94L165 96L164 95L162 96V98L165 97V99H166L164 101L168 102L170 100L169 102H172V103L168 102V104H166V107H161L163 104L160 105V109L159 110L157 109L158 111H154L155 108L152 110L154 112L149 110V112L151 111L149 114H148V111H146L144 109V106H143L144 101L141 102L140 105L136 103L137 107L136 106L135 107L138 110L135 108L136 110H132L131 111L132 113L129 111L130 114H132V117H134V118H136L138 115L141 116L140 118H142V115H143L142 113H144L146 111L148 114V115L144 114L146 117V121L147 122L149 121V123L151 122V125H153V124L155 125L154 122L157 121L156 126L153 125L155 127L154 129H156L155 131L152 132L153 128L151 129V127H150L151 125L149 126V128L151 130H149V128L147 129V130L151 131V133L153 134V135H150L149 131H147L144 126H141V125L145 124V126L147 128V126L149 125V123H147V124L145 123L144 115H143V118H144L143 121L144 122L141 119H140L141 122L139 119H135V122L138 123L137 126L140 125L139 126L140 130L141 129L143 130V128L145 130L144 132L141 131V133H140L139 127L136 128L137 127L136 126L133 128V136L138 137V138L140 137V139H139L140 142L138 140L137 141L139 142V144L141 146H139L138 142L136 141V138H134L135 139L134 142L138 144V146L135 144V147L138 148V149L136 148V152H137V150H141V149L143 150V148H144V150H146L149 148V147H146V145H148V146L152 145V144L155 145L157 142L160 141L159 137L160 138L162 137L160 132L164 128L163 126L165 123L164 118H165L166 114H164V113H166L165 111L169 112V109H170V111L174 110L173 113L172 112L171 113L172 114L175 113L176 114V115L174 114L175 117H177L179 119L181 118L179 121V123H180L179 127H182V131L188 132L189 131L188 127L192 128V131L190 130V133L188 136L189 138H191L190 136L193 135L192 138L196 139L198 136L203 135L204 130L207 131L208 129L211 130L212 128H214V129H212V133H211L212 135H210V138H209L210 140H208V143H207V145L209 144L208 147L211 151L209 150V153L205 152V155L203 154L204 153L203 152L202 153V160L199 159L200 160L199 162L197 160V162L199 164L202 163V166L203 165L204 166L202 167L200 164V167H198V163H194L196 161H194L192 163V161L195 160V158L191 161H190V158H188V161L191 164L196 165L199 169L201 168L199 170V171H201L200 172L201 178L204 181V183L206 182L205 183L206 187L208 186L207 188H205V190L208 192L207 196H210V195L216 196L210 190L212 184L216 181V179H215L216 177H214V175H216L217 170L219 171V170L229 166L230 163H231V165L233 163V165H235V166L236 165L242 166V164H244L243 165L244 176L245 175L247 176V173L249 175L250 172L251 173H253V172L254 173L260 172L261 173L262 172L261 174L264 173V167H263L264 166V105L259 106L258 109L254 107L258 103L264 102V0H154V1L153 0H104L103 2ZM72 4H75V6H76L75 10H74V7L71 6ZM70 6L73 8L74 11H77V12L72 11V8ZM67 7L70 8V12H69ZM76 9H78V10H76ZM122 11H123V14H121ZM66 13H67V15H71L72 13L75 14V17H74V15H72V17H74L75 19H76V16L79 14V16H77V20L79 21V23L81 22L85 27L80 23L81 27L79 26L78 28H80V29H78L77 26L79 25V23H76V26H75V22H78V21L77 20L75 21L74 19L73 20L75 22L73 24L69 25L71 17L69 18L66 15L68 17L67 18L65 16ZM96 13H98V16H96L97 15ZM148 13H149V15H148ZM107 15H108V17H107ZM120 15H122V16H120ZM95 16L97 18H99V19H97V21L95 20L96 19ZM113 16H114V18H113ZM145 16H146V18L143 19V17H145ZM147 16L148 17L150 16L149 17L150 19L147 18ZM151 16H153V17H151ZM127 19H129L128 21H130V20L131 21L127 22ZM87 20H90L91 22L90 21L86 22ZM98 20H100V22ZM115 20L118 21V22L116 21L117 24H116V22H114ZM67 22H68V24H67ZM95 22H97V23L95 24ZM139 22H138V24H136L137 27H139V25H140ZM84 23H86V24H84ZM89 23L90 24L92 23L91 25H93V26L92 27L88 26ZM97 24H100V26ZM168 24H170V25H168ZM71 25L75 26L78 29V31H77V29L75 30L74 27H71ZM86 25H87V27H86ZM101 25L103 27L106 26V29H108L107 32L109 34L106 32L105 28H101V29L99 28V27H101ZM124 25H126V26H124ZM67 26L70 27V29ZM168 26H170V27H168ZM90 27H91L92 32L95 31L96 32L95 34L100 35V37H98V36L96 37V35L94 33L93 34L90 33L91 32ZM98 28H99V30H98ZM166 28H168V29H166ZM171 28H172V30H171ZM121 29H123V31ZM79 30H80V32H79ZM86 30H87V33H86ZM102 30L105 31V32L103 31V33H107L109 35V36L106 35V37H109L107 40H106V38L103 37V33L101 32ZM74 31L79 32V33H76V36H77V34L79 36V34L81 33L82 36L80 35L81 37H79V38L81 39L82 43H85V41H86L85 40L83 42V39H82L83 36L86 38L88 37L87 41L92 39L93 42L91 40L89 42L90 43L92 42L91 44L93 46L97 43L99 44V42H97V41H99L101 38H103L104 41L102 39V42L106 41V44L109 42L108 43L109 46L106 44H104V46L106 45L105 47L107 48L108 51H109L108 48H110V53H109L110 55L107 54L108 52L104 53V51H106V49H104V47H103V52L100 51L99 48L97 49L99 51H97V50H95L96 48L93 49V47H91L95 52L91 49L90 50L92 52H94L95 54H92V59H89L91 57V56L89 57V55H88V54H90V53H88V52H90V50H88L86 48L88 50V52H87V50L85 51L87 53L86 56L88 57L87 59H89L88 60L89 63H87L88 62L87 59H86V61H87L86 63L87 64H91V63L93 64V62H94V65H91V66L92 67L95 66L94 68L98 67V69L97 68L93 69L94 71L95 70L98 71V72L95 71L98 76H96V79H95L94 75H96V73L92 72V75L94 73L95 74L93 75V78L88 80V82L90 83L91 80L93 82L95 81V84L98 83L100 80H101L100 82H102V79H101V78H103L102 75L106 76V74H107L108 76H106V77H108V78H106L105 76L104 77L107 79L108 85H105L107 83H106V80L104 81L105 78H103V81H104L103 85H102L103 88L100 87L102 83L99 82L100 86L93 84L94 85L93 86L94 90H93V88L91 86L92 85V81H91V84H88L87 86H90V89L91 88L92 89L90 90V89H88V87H86L89 90V92L87 93L88 90L86 89L87 95H85V97L89 96V98H87L85 100L83 99L84 101L87 100L85 102L87 105H85V103H84V106H86L85 109L83 108L84 106H82L83 101L81 104V100L78 99L77 102L83 109L79 105H77V103H76V105H72V107L73 108L75 107L76 110H75L74 114H71L72 115L71 116V115H67L68 108L66 110L65 106L68 104V106L71 107L70 101L74 102L73 100L69 101V99H71L72 94L73 95L75 94L74 97L77 96L76 91L78 88H77L76 84L80 85V83H81V80H80L81 73L80 72L83 71V70L80 72L78 71L80 74L77 72L74 74V71L71 70V68L73 67V63L75 66V64H76L75 61H77L74 58H76V59H77V57L80 58L79 57L80 55L79 56L72 55L71 51H69L70 53L68 52V47H69V45L71 46V43L75 38L78 41H80L79 38H77L78 36L76 37L75 34L74 35L71 34V33H75ZM98 31H100V33ZM137 31H138V29H137ZM111 34H112V36H111ZM167 35H168V37H167ZM70 36H73V37L75 36V37L73 39V37H70ZM95 37L97 38L96 43H95V39H96ZM112 37L115 39H113ZM143 37H145V39H146L145 41H144ZM167 38L168 39L172 38L173 40L171 41V40H168ZM68 39H70V40H68ZM113 40H116L117 45H114V46L111 45L112 43L115 44L114 43L115 41H113ZM69 41L71 43H69ZM110 41H112V42H110ZM176 41L178 44L176 43ZM78 43H80V42H78ZM93 43H95V44H93ZM179 43L182 44L183 48L185 49L184 50L185 52L182 51V57H179V55H180ZM86 44H88V43L86 42ZM89 45L90 44H88V47H89ZM92 45H90V46H92ZM110 45L113 46V48ZM146 45L142 46V47L145 48ZM116 46H118V47H116ZM152 46H154V47H152ZM147 47H146V49H148ZM69 49H70V47H69ZM85 52L83 53V55L85 54ZM99 52L102 53V54L100 53L102 56H103V54L107 55V58L109 61H110V59L111 60L113 59L112 56H114L115 59L118 57L117 58L118 61L113 59V62L112 61L108 62L107 58L106 59L104 58L103 60H107V61L102 62L103 61L102 58L105 56L100 57L101 55L99 56ZM116 52H118V53L116 54ZM148 52H151V51H148ZM68 53L71 54L72 57L74 56V58L72 60L70 57L71 55H69ZM96 53H98V58L96 56L97 55ZM125 54H126V56H125ZM153 54L155 55V52ZM93 55H95V57ZM75 56H77V57H75ZM108 56L111 58H109ZM130 56L132 57L133 60L135 58L134 61L137 62V65H135L136 62L134 64V61L129 60L130 58H128V57H130ZM69 57H70L71 61H69ZM81 57H83V56L81 55ZM99 57H100V61L98 60ZM123 57H125L124 61H123ZM93 58H96L99 62H102V63H99V65L100 64H102V65L96 66L95 64L96 63L98 64V61L97 60L94 61ZM119 58H121V60ZM188 58H191V61H192L191 65L193 64L192 67L191 66L189 67V65L187 63ZM67 60H68V63H67ZM73 60H75V61H73ZM125 60L128 61V62L126 61L128 63V65L125 62ZM137 60H139V58ZM131 61L133 62L134 66H133ZM111 62H112L114 67H112ZM118 62L122 63V65H120V66L123 69L122 71H124L123 73L119 72L120 66H118L119 65ZM65 63H67V64H65ZM107 63H108V65H107ZM114 63L115 64L118 63V65H114ZM129 63H131V64H129ZM70 64L72 65L71 67L69 66ZM86 65L84 66V71H86L85 68H87L88 66L90 67L89 70L92 69V67L90 65H88V66H86ZM103 65H104V67L105 66H107V67L103 68L102 67ZM109 65H111L110 68H108ZM130 65H132V66H130ZM107 68L110 69L109 72L111 73V75L108 72ZM127 68L129 69V71L127 70ZM38 69L41 71H39ZM101 69L102 70L106 69L105 72H107V73L102 74ZM260 69H262L263 71ZM67 70H69V71H67ZM133 70H135V71H133ZM259 70H260V72H259ZM87 71H88V69H87ZM91 71H89V72H91ZM99 71L101 72L100 74H98ZM186 71H188V72H186ZM67 72H69V73H67ZM165 72H167V73H165ZM129 73H130V75L132 74V76L135 75L134 76L135 78L133 77L134 79H136L135 81L133 80V78L130 77ZM69 74L70 75L72 74L71 75L72 78L69 77ZM73 74H74V76H73ZM77 74H79L80 76H78ZM126 74L129 75V78H128V76L126 77ZM76 75L78 76L79 83H78ZM117 75L123 77V78L120 77L119 82H118L119 76H117ZM145 75H147L149 79L145 78ZM90 76H91V74H90ZM110 76H112V77L110 78ZM183 76H186V82L188 84V88L190 87V90L192 89L191 90V92H193L192 96L188 92H187L188 94L186 93V91L184 90L185 88L183 89V85L181 84L182 83L181 77H183ZM74 77H76V78H74ZM88 78H90V77H88ZM126 78H128L130 80H127ZM196 78H198L197 81L199 83H201L202 88L203 89L206 88V90H208L210 92L209 98L204 96L205 94H203L204 92L201 89L199 91L194 90L193 85L196 82ZM74 79L77 80L76 81L77 83L75 84L76 86H74V83H75ZM108 79H112L111 81H113L114 83L112 82L113 83L112 84L110 82V80H108ZM124 79H126V81H128V82H126ZM96 81H98V82H96ZM149 81L147 83H149ZM180 81H181V83H180ZM72 82H73V85L71 84ZM120 82H121V84H119ZM54 84H55V86L57 84L58 85L55 87ZM66 84L67 85L69 84V86H67ZM71 85L73 88L71 87ZM140 85H142L141 88L139 87ZM22 86H24V87H22ZM107 86H108V88L110 87L109 90H107ZM134 86H135V84L133 85V87ZM67 87H69V88H67ZM78 87L80 88V86H78ZM99 87L102 88V89H100L101 91L99 90ZM176 87H178V88H176ZM20 88L21 89L23 88L22 91ZM75 88H76V91H75ZM105 88H106V90H104ZM154 88L155 89L161 88V90L163 89L166 91L161 92L160 89L158 91V90H155ZM171 88L173 91L171 90ZM110 89H112L114 91V93ZM57 90L58 91L63 90L62 92H64V91L65 92L64 93L59 92V94H58ZM67 90H70V92L75 91V93L72 92L71 95H69V94L66 95L67 93H70V92H67ZM95 90H99L100 93L95 92V94H97V95L99 94L98 96L99 97L101 96L100 97L101 99L98 98L94 93L92 94V92H94ZM137 90H139L138 93H136ZM53 91L55 93H53ZM105 91L109 92L110 95L107 94V92L105 93ZM110 91L113 93V95ZM49 92H51V93H49ZM165 92H167V93L165 94ZM173 92H175L174 94L177 96L173 95L175 97H172ZM55 94H57V95H55ZM60 94H62V95H60ZM101 94H105V96L103 95L104 98H102L103 96ZM4 95L6 97H4ZM73 95H72V99L74 98ZM107 95H109L108 97L110 99L107 97ZM189 95H190V97H189ZM90 96L92 97V99H90L91 98ZM95 96L97 97L98 100H101L102 104L104 102L105 103L103 105H101L100 103H97L99 101L97 99H94ZM45 97H47V98H45ZM145 97H146V99H145ZM21 98H23L24 100ZM175 98H177L178 102L175 100ZM192 98H193V100H192ZM14 100H15V102H14ZM45 100H44V102H45ZM89 100H91V102H92V100H96L97 102L93 101L94 102V104H93V102L91 103ZM23 101H24V103H23ZM26 101H27V104H26ZM87 102L93 104L94 108H93V105L91 106V104L89 105ZM146 102H144V105L148 104ZM213 102L222 104V105L218 104L219 107L216 108V113L214 115H213V112H211V110L207 109L206 106L203 105L204 103H213ZM234 102H236V103H234ZM241 102H242V104H241ZM16 104H14V105H16ZM95 104H97V107H98L97 109H95L96 108ZM112 104H113V106H112ZM133 104H135V103H133ZM169 104L171 105V107L169 106ZM224 104H225V106L226 105L229 106V109L231 111L230 113L235 115V116H237L240 113L239 111L244 106L243 104L248 105V106H250L249 104H251L252 106L254 105L253 107L250 106L251 107L250 110H247V112L245 113V115L243 117L244 120H246L248 122V125L229 127L228 125L225 126V123H223V122L215 123V120L218 119L216 117V115H218L219 113L220 114L227 113V108H225ZM14 105H12V106H14ZM24 105H25V107H23ZM46 105L44 103V106H46ZM138 105H139V108H141L143 106V108H141L142 110L138 108ZM100 106L101 107L103 106V107L101 108ZM146 106H148V105H146ZM146 106H145V108H146ZM168 106L170 108H168ZM89 107H90V109H94L93 111L91 110V113H89L90 112ZM104 107H106L105 108L106 110L104 109ZM222 107H224V108H222ZM112 108L114 110H111ZM161 108H164V111ZM165 108H167V109H165ZM147 109H149V108H147ZM81 110H82V113H81V115H79L78 113L81 112ZM71 111H69V113H71ZM83 111L86 112V114H84V115H86V116L89 114L91 115V118L89 117L90 115L87 116L89 121L86 119L87 118L86 116H85L86 118L84 117L83 113H85V112H83ZM111 111H112V113H111ZM138 111L140 112L139 114L137 113ZM41 112L34 111L33 114L36 113L38 116L39 115L38 113H41ZM97 112H99L100 115L102 114L101 112H104L105 118L103 116H102L103 117L102 118L100 115H98L99 113H97ZM134 112L137 116L135 114L133 116ZM155 112H157V113H155ZM158 112H159V114H158ZM94 113L96 116L97 115L100 116L99 117L100 119L95 118ZM104 113L102 115H104ZM162 113L164 114L163 116H161ZM41 114L42 115H40V117L41 116L45 117V116H43V113H41ZM150 114H151L152 118L149 116ZM157 114H158V116H157ZM74 115H75V117H74ZM78 115H79V117H78L79 119L77 118ZM111 115L114 117V119H113V117L110 118ZM159 115H160V118H159ZM174 115H172V116L174 117ZM37 116L33 117L34 120L32 119L33 121L31 120L32 122H30V128H33L32 132H33V130L36 129V128L34 129V127H37L35 132H40V130H41L38 127V125L40 126L39 122H42L41 120L43 118H40V121H39ZM68 116H70L69 119H67ZM81 116H83L84 118ZM148 116H149V119H147ZM162 117H164V118H162ZM73 118H75V119H73ZM82 118L86 121H83ZM94 118L98 120L99 124L97 123V120H95ZM101 118L103 120L106 118H108V119H106V121L104 120L103 121L104 123L103 122L101 123V121H102ZM125 119H127V118L125 117ZM70 120H71V122H70ZM72 120H73L74 124H73ZM159 120H160V123H159ZM161 120H162L163 126L158 125V123L161 124ZM75 121L77 123H75ZM49 122H52L51 119ZM181 122H182V124H181ZM37 123H38V125H37ZM106 123H108L109 126L107 125V127H106V125H105ZM80 124H81V126H80ZM97 124H98V126H97ZM185 124L186 125L188 124L187 125L188 127ZM35 125H37V126H35ZM74 125L75 126L77 125V126L75 127ZM110 125H112V126H110ZM161 126L163 127L162 129H160ZM110 127H112V128H110ZM224 127L227 130L224 129ZM38 128H39V130H38ZM76 128L77 129L79 128V129L77 130ZM113 128H114V130H113ZM157 128H159L158 131H157ZM176 128H178V127H176ZM68 129L70 130V132ZM71 129H72V131H71ZM74 130H75V132H74ZM163 132H164V129H163ZM163 132H162V134H163ZM197 132L199 134H197ZM84 133H86V134H84ZM102 133L103 134L105 133V135H103ZM109 133H111V135ZM113 133H115V134H113ZM97 134H98V136H97ZM108 134L110 135V137L108 136ZM157 134L160 136H158ZM196 134H197V136H196ZM140 135H143V136H140ZM106 136H107V138H106ZM147 136H148V138H147ZM151 136H154V139L152 138V140L154 141V143L156 142L155 144L153 142H151L152 141ZM157 136H158V140H155V139H157ZM211 136H212V138H211ZM201 137L202 136H200V138ZM108 138H109V140H108ZM112 138H113V140H112ZM147 139L151 140L150 143H152V144H149L148 143L149 140H147ZM25 140L22 141L25 145L23 143H22L23 146H22V144L20 145V160H21L20 162L21 163L23 162V160L25 159L26 156H27L26 158H28V157L34 155V153L37 154L38 153L37 150L40 151V149L38 147H37L38 149L37 148L35 149L34 148L35 146H33L31 143L28 144L29 142H27V139H25ZM144 140L146 141V144H144L145 143ZM98 142H100V143H98ZM141 142H142V144H141ZM59 144H60V146H62V148L57 147V146H59ZM103 144H105L106 147L108 148V149L105 148L107 151L103 150V148L105 147V145H103ZM113 145H115V146L113 147ZM102 146H103V148H102ZM142 146H143V148H141ZM189 146L191 148L194 145L189 144L187 146V148H189ZM29 147H31L30 150L32 149L34 151L31 150L32 151L31 152L30 150H28ZM72 148H74V149H72ZM25 149H26V151H25ZM189 149H187V150H189ZM193 149H196V147L194 146L193 148H191V151L189 150L190 152H188V151L187 152L190 154L192 151H196ZM84 150H85V152H84ZM101 150H102V152H101ZM29 151L33 154L30 155L31 153ZM141 151H138V152H141ZM92 152H93V154H92ZM112 152H114V150L113 151L109 150V153H112ZM138 152H137V154H138ZM210 152H211V154H210ZM27 153H28V155H26ZM74 153H76V154H74ZM83 153H85V154H83ZM188 153H187V155H189ZM192 153H194V152H192ZM195 154L196 153H194V155ZM207 154L208 155L210 154V155L208 156ZM89 155L91 156V158H93V161L96 162L95 165L97 164V167L93 166L94 163L91 164V162H93V161L89 157ZM22 156H23V158H22ZM86 156L89 157L91 160L85 159V158H87ZM197 156H195L196 159H197ZM205 156L207 157V159ZM95 157H96V159L98 157H100L101 159L96 160ZM187 157H189V156H187ZM204 159L206 160V162ZM86 160L91 161L88 163H90L92 165V166L90 165L91 169H94L93 171H94V173H96V176L94 175L93 171L90 169L92 171L91 175L93 174L92 176L96 178V182H98V183H95V184L98 188L96 186H94L95 184L92 185V187H91V184L88 183L89 181L85 180V177H87L86 179L89 180L88 179L89 178L88 177L89 169L87 171L89 164H88L86 170H84L86 165H87ZM207 161H210V162L207 163ZM259 162H260V164H259ZM21 163H20V165H21ZM74 163H72V165ZM205 163H207V165H205ZM75 164L73 166H75ZM142 165L144 167L146 166L144 163H142ZM142 165L139 166L138 171L145 170V169H143L144 167H142ZM211 165H213V166H211ZM42 167H44L45 169H43ZM109 167H110V165H109ZM40 169H41V171H40ZM42 171L45 173L44 174L45 177L41 176V175H43ZM81 171H83V172H81ZM38 172H40V173H38ZM97 176H99V178ZM41 177H43V178H41ZM50 178H51V180H50ZM48 179H49V181H48ZM65 181H67V182H65ZM68 181L71 182V184H69ZM37 182H39V183L37 184ZM99 182H100V185H97V184H99ZM1 183H0V187L3 186V185L1 186ZM28 187L29 188L31 187L32 189L29 190ZM73 187H75V188H73ZM78 187H79V189H77ZM43 188L47 189L48 191L44 190ZM94 188L97 189L96 192H95L96 189H94ZM2 192H5V193L3 194ZM49 192H51V193H49ZM210 192L212 194H210ZM15 193L17 195H14ZM29 193H31V194H29ZM34 194H37V195L34 196ZM48 194H51L50 196H52V197H50ZM81 195H77V197H79ZM46 196H47V198H46ZM111 196H110V198H112V199H110L111 200V204H110L111 208L110 209H112L111 205L113 204V201H114V195L112 194ZM48 197L51 198V200H47V199H49ZM54 197H55V199H54ZM214 198H216V197H213L212 201L211 200L209 201L211 203V205L212 204L213 205L218 204L217 203L219 201L218 196H217V199H214ZM6 199H7V201H6ZM213 200L215 201V203ZM43 203L45 204L44 206L42 205ZM49 205H51V207ZM54 206H55V208H54ZM113 206L115 207V204H113ZM14 207H15V209H14ZM113 209H114V212H116L115 208H113ZM113 209L111 210V212H113ZM47 210H48V212H47ZM51 210L53 212H51ZM44 212L49 213V214L46 213L47 214L46 216H47V219H49V221H51V222H52V220H51L52 216L56 215L55 217H53L54 221L52 224L54 226L49 221H46V222H49L50 225L45 222V220H47V219H43L45 217V215H44V217H42L43 215L41 214ZM50 212L52 213V215L50 214ZM111 212L109 211V213L114 216L115 213L113 212L114 213L113 214ZM53 213H54V215H53ZM38 215L40 217H38ZM55 219H57V217ZM35 220H37V221H35ZM43 223H46V224H43ZM48 226H46L47 229H49ZM52 226L55 228H52ZM24 227H25V231L23 229ZM47 229H44V230L47 231ZM3 230H4V232H3ZM33 230H35L36 232ZM2 233H1L2 236L0 235V238H3L4 234H5V237H8L6 235V233H4V234H2ZM15 234H17V237H14V236H16ZM29 237H33L35 239H33L31 241L32 238L30 239ZM15 238H16V240H15ZM19 241H18V243H19ZM24 241L22 240L21 243H19L20 245L17 244L18 246H15L16 244L15 245L12 244V245L15 246L16 250L20 252L19 253L20 256L21 255L23 256L25 253H28V251L26 249L29 248L28 250H30V248H32L30 250V252H31L30 255L33 256L32 258H34V254H32V252H34L33 251V249H34L33 248L34 247L33 242L31 244V246H29L30 244L28 242L26 243V241L25 242ZM22 242H24L26 244H24ZM22 244H24V245H22ZM27 244L29 247L27 246ZM9 245H11V244L9 243ZM133 251L136 253V249H132V252ZM135 255L137 256L136 258L138 259L137 261H139V263H141V262H142V264L152 263V261L149 259L147 260L148 262L144 261L147 258H144V256H142V255H140V256L137 254H135ZM5 256L8 257L9 259L5 258L4 260H6L8 262H10L12 260L10 254H8V253H4V255L2 254L3 258ZM30 260H32V261H30ZM30 260H29L30 263H28V264H32V262L35 263L34 259H30ZM143 262H145V263H143Z\"/></svg>",
	"mask_w": 264,
	"mask_h": 264
}]
</instances>
